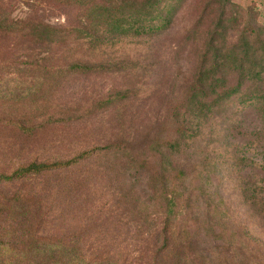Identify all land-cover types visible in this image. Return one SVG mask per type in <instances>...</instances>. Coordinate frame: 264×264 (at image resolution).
Returning a JSON list of instances; mask_svg holds the SVG:
<instances>
[{"label": "rangeland", "instance_id": "obj_1", "mask_svg": "<svg viewBox=\"0 0 264 264\" xmlns=\"http://www.w3.org/2000/svg\"><path fill=\"white\" fill-rule=\"evenodd\" d=\"M218 1L232 10L234 5L251 7L264 25V0H184L163 35L126 38L97 50L73 45L66 53L40 52L24 40L0 35V64L45 59L50 67L73 61L102 66L89 74H54L53 86L40 100L15 99L41 105L0 104V175L31 163L65 162L96 151L64 171L0 185V198L23 196L37 204L40 235L77 237L88 258L107 255L122 264H153L156 236L165 226L166 196L182 194L177 172L166 159L163 163L160 151L175 138L176 109L183 107L196 77L207 34L222 10L212 8ZM0 5L17 18L30 14L53 25L78 22L77 10L56 4L0 0ZM56 53L62 55L51 59ZM250 93L202 118L197 140L173 159L175 166L185 167L192 203L201 206L194 208L199 215L190 217L197 222L191 232L200 254L224 246L236 248L238 256L243 253L233 224L248 222L246 191L264 180V106L247 100ZM106 102L111 104L102 106ZM22 117L32 125H45L30 135L4 122ZM168 169L175 178L167 191L161 174ZM205 208L212 211L209 218ZM250 225L264 245V231ZM9 227L13 223L0 210V237ZM19 229L18 235L28 233Z\"/></svg>", "mask_w": 264, "mask_h": 264}, {"label": "trees", "instance_id": "obj_2", "mask_svg": "<svg viewBox=\"0 0 264 264\" xmlns=\"http://www.w3.org/2000/svg\"><path fill=\"white\" fill-rule=\"evenodd\" d=\"M77 10L76 25H53L38 17L26 14L13 17L10 8L0 5V35L16 37L40 52L59 50L73 51V45H88L93 50L114 45L126 38L159 37L169 30L177 11L184 0H37ZM222 10L204 42L199 58V68L194 82L188 89L183 107L176 109L178 126L175 138L160 151L163 163L166 159L170 169L181 181L182 194L173 197L167 194V211L163 231L157 234L158 248L153 264H264V245L253 233L252 224L264 231V180L247 189L246 213L248 222L242 226L233 224L235 235L240 237L243 251L240 256L234 247H213L216 251L197 249L192 229L197 224L190 217L199 215L192 203V183L185 167L175 166L173 159L181 148L194 142L199 136L200 121L208 118L217 106L235 99H242L247 90V100L264 106V25L258 20L251 7L228 3H213L212 8ZM62 55V54H61ZM60 55V56H61ZM54 54L50 57L58 58ZM45 59H35L27 65L18 62L0 64V104L5 106H38L42 103H15L40 100L52 85L56 73L68 75L89 74L102 69L73 61L66 67H50ZM55 71V72H53ZM51 80V81H50ZM11 89V90H10ZM15 97V98H14ZM7 102V103H3ZM111 103H103L108 106ZM198 113L199 115H195ZM23 133H38L44 125H32L29 118L4 121ZM95 151V150H94ZM83 153L65 162L31 163L14 171L11 175H0V185H11L26 178L46 173L61 172L76 166L94 154ZM94 152V153H93ZM264 169V168H263ZM172 171L164 170V189L172 188ZM175 196V195H174ZM186 204V205H185ZM37 204L23 196L0 198V210L6 213L14 227L5 229L0 237V264H122L114 256L84 254L77 237L51 238L39 234L34 211ZM207 218L212 211L205 208ZM218 215V211H213ZM192 223H191V221ZM224 219H219L220 224ZM19 231L28 230V233ZM239 227V228H238ZM240 231V232H239ZM238 232V234H237ZM192 237H191V236ZM194 237V238H193ZM196 248V249H195ZM198 250V251H197Z\"/></svg>", "mask_w": 264, "mask_h": 264}]
</instances>
